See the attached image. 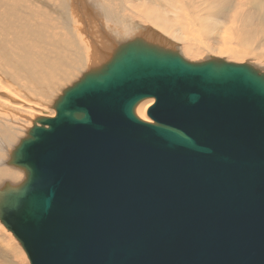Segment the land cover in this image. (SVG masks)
<instances>
[{
  "label": "water",
  "instance_id": "obj_1",
  "mask_svg": "<svg viewBox=\"0 0 264 264\" xmlns=\"http://www.w3.org/2000/svg\"><path fill=\"white\" fill-rule=\"evenodd\" d=\"M174 47L121 42L14 148L0 223L29 264H264V71Z\"/></svg>",
  "mask_w": 264,
  "mask_h": 264
},
{
  "label": "bare ground",
  "instance_id": "obj_2",
  "mask_svg": "<svg viewBox=\"0 0 264 264\" xmlns=\"http://www.w3.org/2000/svg\"><path fill=\"white\" fill-rule=\"evenodd\" d=\"M55 1L60 10L56 27L66 42L73 44L76 51L72 57H60L54 63H49L47 56L43 54L35 64L30 62L26 52L20 49V62L17 66L18 71L23 73L32 88L39 95L52 101L48 107H52L53 102L63 94L64 90L78 82L85 71L102 63L121 42L130 40L136 35L162 45L175 46L178 43L169 41L160 35L158 30L168 37L182 40L184 45H180L179 49L180 53H183L181 55H187L184 58H192L188 55L197 53L196 50L201 48L208 51L210 47L208 44L220 43L224 46L218 48V44L213 45L218 49L209 50V55L215 52L217 56L215 55L214 58L227 56L228 59L235 61L246 55V50H240L237 45L243 46L244 42L250 39L253 43L261 42L263 48L260 51L264 50V0H251L247 2L248 4H246L247 0H147L141 11H136L132 7V3L136 0ZM9 5L10 0H0V57L2 58H7L9 55L3 35L9 17L15 14L14 9L6 13ZM227 26L230 29L237 27L236 33L239 31V35L228 39L229 31L226 37L220 40L222 36L219 30ZM204 41L207 43H203ZM183 42L179 43L183 44ZM227 58L224 60L227 61ZM64 81L70 86L61 89ZM25 90L26 86H18V81L9 76L7 68L0 61V143L3 146L7 143L16 147L28 136L33 127L39 126L41 118L54 116L53 111L50 115L42 108L46 104L40 105L38 94H22ZM154 102L153 98H145L138 102L134 107L136 116L142 121L152 123L147 110ZM23 134H25L24 138H21ZM16 141L18 143L15 145ZM7 166H9L8 162L0 158V183L7 180L12 185L18 184L24 178L23 175L21 177L23 172Z\"/></svg>",
  "mask_w": 264,
  "mask_h": 264
},
{
  "label": "rangeland",
  "instance_id": "obj_3",
  "mask_svg": "<svg viewBox=\"0 0 264 264\" xmlns=\"http://www.w3.org/2000/svg\"><path fill=\"white\" fill-rule=\"evenodd\" d=\"M50 1H51V5H49ZM146 1L147 0H136L132 3V7L136 11H141L143 10V6L146 5ZM250 1L251 0H247L246 4H248ZM12 9L15 10V14L9 17L7 29L3 35V38L5 42L7 43V46L9 49V55L7 58L0 57V61L7 68L9 72V76L12 79H15L16 81H18V86L20 85L26 86V90L22 92V94H33V93L38 94L32 88L31 84L28 82L27 78L23 75V73L18 71L17 69V66L20 62L19 60L20 49L25 51L27 54L28 60L35 64L39 62L40 56L43 54L47 56V60L49 63H54V61L58 60L60 57L61 58L72 57L76 50L73 44H68L66 42V40L59 33V30L56 27V20L59 17L60 10L55 0H10V5L8 6V11L6 13H9ZM227 28L226 27L220 28L221 29L219 30L220 36L223 37V38L220 37L219 38L220 40L224 39L226 37L227 32L229 31L232 36L228 33V36H229V38L227 36L228 39H233L236 35L237 36L239 35V31L236 33V31L238 30L237 27L230 29L227 26ZM157 32L160 33V35L166 37L169 41L171 42L174 41L173 42L174 44L178 42L175 44L174 49L176 48L178 52L181 51L179 47L180 45L181 46L184 45V42L182 40L180 41L177 39H173L172 37H168L164 35L163 33L159 32L158 30ZM179 42H183V44L182 43L180 44ZM203 43H207V42L204 41ZM215 44L216 43H213L214 46H217L218 44L217 46L218 48H222L224 46L223 44H220V43H217L216 45ZM260 44L262 43L261 42L253 43V40L250 39L249 41L244 42L243 46H239V45L237 46L240 50L241 49L246 50V55L244 54L245 56L244 55H243L244 57L242 56L243 60L246 63L250 62L249 64L254 65L257 68L264 71V66H263L264 50L262 52L260 51V49L263 48ZM208 45H210V47H208L210 51L213 48H214L213 49L214 51L218 49L217 47H213L212 44H208ZM257 46H260V47H257ZM254 47H256V49H254ZM209 50L206 51V49L204 48L198 49L196 50L198 54L194 52L196 54L195 56H194V53L192 55H188V56H191L192 58L195 57L194 60L190 57L188 58L186 57L185 59L191 62L193 61L201 62V61H205L209 59L210 57L214 58L217 56L215 52H212L213 55H209V52H210ZM181 54L183 53L181 52ZM182 56L185 57L187 55L184 54ZM252 56L254 58H252ZM222 57H221L222 59L227 58V56L226 57L222 56ZM242 57L240 59H236L238 60L237 61L238 63H245L243 60H241ZM204 58L206 59L204 60ZM247 58L250 61L247 60ZM195 59H197V61ZM228 60L233 61L232 59L227 58V61ZM236 60L233 61V63H237ZM67 86H70V84L64 81L63 84L61 85V89H64ZM58 94H60V92ZM38 101L40 102V105L43 103L42 106L46 104L44 107H42L43 109H45V112H48L50 113V115H52L51 111H53L55 115V111L52 109V107H48V104L52 103V101L49 98L43 97L38 94ZM53 117L54 116L50 118H53ZM35 123H37L36 120H35ZM24 135L25 134H23L22 135L23 137L21 138H24ZM18 140H20V138ZM17 143L18 141H16L15 145ZM14 148H15L14 146H11L7 143H6V146H3L0 143V158L8 162L10 159L9 157L11 156L10 154L14 151ZM7 167L15 169L13 167H9V166ZM22 175L23 174H21V177H23ZM0 264H29L27 256L24 253L21 246L19 245V243L17 242V240L13 237V235L9 231H7L4 228V226L1 223H0Z\"/></svg>",
  "mask_w": 264,
  "mask_h": 264
}]
</instances>
